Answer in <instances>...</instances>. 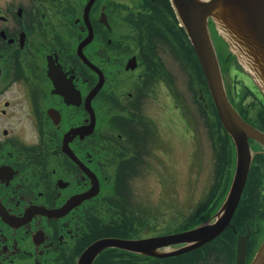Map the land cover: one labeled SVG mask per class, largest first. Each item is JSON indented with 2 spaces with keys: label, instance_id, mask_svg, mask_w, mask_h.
<instances>
[{
  "label": "flooded vegetation",
  "instance_id": "obj_1",
  "mask_svg": "<svg viewBox=\"0 0 264 264\" xmlns=\"http://www.w3.org/2000/svg\"><path fill=\"white\" fill-rule=\"evenodd\" d=\"M190 81L202 88L171 0H0V264H236L239 240L249 264L264 238L260 191L241 196L213 239L170 254L184 243L166 236L216 219L236 162L214 120L198 115L207 131L188 142L182 117L172 118L181 133L172 141L146 116L157 106L184 113ZM248 90L252 101L233 106L264 134V96ZM179 138L215 174L191 201L189 185L171 180L152 197L139 178ZM247 141V181L257 167L264 186V144ZM101 239L136 244H109L89 261Z\"/></svg>",
  "mask_w": 264,
  "mask_h": 264
},
{
  "label": "water",
  "instance_id": "obj_2",
  "mask_svg": "<svg viewBox=\"0 0 264 264\" xmlns=\"http://www.w3.org/2000/svg\"><path fill=\"white\" fill-rule=\"evenodd\" d=\"M176 14L188 34L203 70L212 100L222 125L230 135L236 154L232 179L214 221H204L185 231L165 238L184 246L170 252L177 255L194 249L218 235L229 222L243 191L250 168L252 154L248 137L264 144V134L244 121L230 103L213 45L208 22L224 38L229 50L249 73L264 95V0H171ZM135 247L133 240L101 239L85 252L89 261L109 244ZM245 241L239 240L236 264H243ZM84 256V258H85ZM249 264H264V239Z\"/></svg>",
  "mask_w": 264,
  "mask_h": 264
},
{
  "label": "rangeland",
  "instance_id": "obj_3",
  "mask_svg": "<svg viewBox=\"0 0 264 264\" xmlns=\"http://www.w3.org/2000/svg\"><path fill=\"white\" fill-rule=\"evenodd\" d=\"M209 30L214 45L220 56L223 78L226 88L229 91V95L236 104V107H244L245 103L252 101V96L250 95L248 88L250 87L251 83L253 84V80L250 78L248 72L244 70L240 64L235 61V58L229 53L228 45L218 35L217 31L212 25H209ZM201 96L204 98V100H200ZM197 103L200 105V107H202L201 109H203L206 114H208V119L214 118L213 114L210 112L211 108L209 98L204 86L202 85V88L199 90V87L196 84L193 86L190 81L187 87L188 107L185 108L184 113H182V110H180V105L178 107L173 105L172 107L168 106L166 108L158 106L157 108L151 107L147 109L145 113L146 116H150L149 114H151L152 121H155L158 124L160 131H162L165 136H170L172 134V141L176 138L175 132H179V126L173 123L172 118L176 119L177 116L182 117V119L185 121V137L189 142L191 139L195 138L196 135H198V131L201 133H206L207 131L205 125L204 127H201L197 123L198 115L204 118L206 115L203 111H198L199 108ZM252 108L253 112L258 109L257 106ZM252 108L250 111H252ZM198 119L200 120V118ZM204 138H206V136L202 135V141ZM209 144L210 143L208 142V146ZM191 149H193V147L190 145L189 153L188 151L186 152L184 144L179 138L174 145V148H172V151L156 150L154 160L148 167L149 172L147 173L142 171L144 174H147L145 176L144 174L141 175L138 184L140 186H148V188H151L152 197L155 196L156 198L158 197V199H162L165 185L167 187L170 185L167 180H171L172 184L176 185L179 191L184 189L185 185L188 184L189 198L191 201L197 196L198 190L201 189L202 180L210 179L211 176L215 174L214 171L211 170V165H209L207 154L205 155V159H203L202 166H197L199 164L198 159L201 152L200 150H197L194 156V153L191 152ZM252 174L254 176H252L248 181L250 191L252 193L254 191L259 193L260 191V198H264V186H262V180L261 178L256 179V177L259 175L257 167L254 168ZM197 184L199 186H195ZM182 193L184 194L185 192ZM254 211V214L258 216L255 208ZM252 222L255 227L259 225L257 221H255V218H253Z\"/></svg>",
  "mask_w": 264,
  "mask_h": 264
},
{
  "label": "trees",
  "instance_id": "obj_4",
  "mask_svg": "<svg viewBox=\"0 0 264 264\" xmlns=\"http://www.w3.org/2000/svg\"><path fill=\"white\" fill-rule=\"evenodd\" d=\"M189 51H190V58H191V56L193 57V58H195V61H196V65H197V68H198V72H199V74H200V76H201V78H202V83H203V85H204V88H205V90H206V92H207V95H208V90H207V86H206V82H205V79H204V76H203V73H202V70H201V68H200V65H199V63H198V61H197V59H196V56H195V54H194V51H193V49H192V47H191V45L189 44ZM208 98H209V103H210V106H211V112H212V114H213V116H214V121L212 122V124L214 125H212L211 124V128H213V130H218V131H224V129H223V127H222V125H221V123H220V121H219V119H218V117H217V114H216V111H215V109H214V107H213V102H212V100H211V98H210V96L208 95ZM204 114H206V112L204 111ZM206 116V115H205ZM208 119V118H207ZM207 123V122H206ZM217 173L219 172V171H216ZM223 174V171L222 170H220V173H219V178L221 177V178H226V172H224V175L223 176H220V174ZM221 174V175H222ZM218 175V174H217ZM230 175H231V171H229V176L227 177V179L229 180L230 179ZM249 190H250V186L248 185V182H247V184H246V186H245V188H244V192H243V195L246 197V196H248V193H249Z\"/></svg>",
  "mask_w": 264,
  "mask_h": 264
}]
</instances>
